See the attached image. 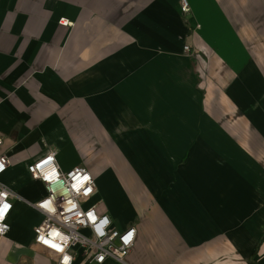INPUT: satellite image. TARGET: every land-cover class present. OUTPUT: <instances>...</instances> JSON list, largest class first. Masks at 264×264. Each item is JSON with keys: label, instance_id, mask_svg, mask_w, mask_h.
<instances>
[{"label": "crops", "instance_id": "1", "mask_svg": "<svg viewBox=\"0 0 264 264\" xmlns=\"http://www.w3.org/2000/svg\"><path fill=\"white\" fill-rule=\"evenodd\" d=\"M188 1L0 0V264H53L28 172L49 152L136 228L128 264H264V0Z\"/></svg>", "mask_w": 264, "mask_h": 264}, {"label": "built area", "instance_id": "2", "mask_svg": "<svg viewBox=\"0 0 264 264\" xmlns=\"http://www.w3.org/2000/svg\"><path fill=\"white\" fill-rule=\"evenodd\" d=\"M180 5L183 15L191 12L188 0H180ZM61 25L71 23L61 20ZM185 51L189 52L190 47L186 46ZM2 146L0 135V149ZM10 164L9 157L0 154V177ZM28 172L47 191V195L33 205L44 215L43 222L34 228V234L35 243L53 256V264H74L77 258H83L82 264H103L108 258L128 264L126 259L135 245L137 230L135 227L124 231L113 228L108 215L100 213L96 205H89L97 192L90 171L76 167L63 172L56 153L49 152L30 164ZM13 198L12 190L0 182V239L10 230L8 219L13 210Z\"/></svg>", "mask_w": 264, "mask_h": 264}, {"label": "snow or ice", "instance_id": "3", "mask_svg": "<svg viewBox=\"0 0 264 264\" xmlns=\"http://www.w3.org/2000/svg\"><path fill=\"white\" fill-rule=\"evenodd\" d=\"M3 207H4V208H7L8 206H7V205H4ZM53 246L55 247V245H53Z\"/></svg>", "mask_w": 264, "mask_h": 264}, {"label": "rangeland", "instance_id": "4", "mask_svg": "<svg viewBox=\"0 0 264 264\" xmlns=\"http://www.w3.org/2000/svg\"><path fill=\"white\" fill-rule=\"evenodd\" d=\"M37 189V188H36Z\"/></svg>", "mask_w": 264, "mask_h": 264}]
</instances>
